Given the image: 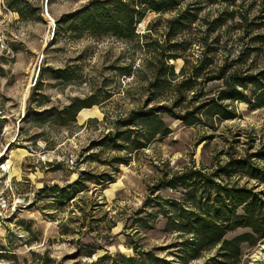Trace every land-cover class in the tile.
<instances>
[{"label":"rangeland","instance_id":"rangeland-1","mask_svg":"<svg viewBox=\"0 0 264 264\" xmlns=\"http://www.w3.org/2000/svg\"><path fill=\"white\" fill-rule=\"evenodd\" d=\"M8 1L0 0V264H90L107 249L113 254H135V245L179 260L172 251L182 235L167 227L170 214L149 199L156 195L183 199L182 187L156 188L183 167L212 170L229 157L227 152L245 153L253 134L257 138L250 151H255L264 138V107L252 109L235 101V118L220 120L202 111L197 114L201 120L193 124L164 115L171 132L139 148L136 142L145 140L140 120L132 126L136 132L124 140L119 133L126 126L119 119L132 117L144 105L150 108L162 103L149 101L153 94L175 95V82L182 78L180 70L199 62L206 47L201 43L208 26L205 10L182 32L195 41L184 52L188 62L185 64L183 57L171 59L178 77L173 85L159 89L149 87L148 67L124 74V66L139 68L145 57L150 60L151 53H145L141 42L111 34L96 38L66 25L54 39L57 18L88 0H17L24 17ZM233 3L240 12L249 7L251 14L264 15V0ZM221 5L215 4L217 8ZM175 13V9L148 10L138 31L148 32L152 24L156 29L153 36L164 42L166 20ZM229 24L225 22L211 34L219 36L222 45L204 70L213 77L248 45L253 50L239 65L254 70L264 65V25L247 27L240 16ZM257 36L258 41L252 40ZM50 67L63 69V76L55 77ZM37 81L41 88L30 99L32 110L26 117ZM221 84V79L207 82L199 77L194 89L201 96L178 104L175 113L195 111L204 99L218 94ZM193 92L189 90V95ZM73 97L94 102L82 108L76 121L65 110ZM40 99L43 103L38 105ZM52 107L56 109L38 114ZM123 158L129 163L121 162ZM257 161L264 166V160ZM82 170L102 182L87 180L85 190L67 199L61 189ZM164 204L171 213L172 206ZM133 225H138L139 231L132 229ZM243 230L230 232L228 237ZM99 243H105V248H97L89 256ZM243 252L242 261L236 264H264V239L253 245L245 243ZM209 254L179 263L204 264Z\"/></svg>","mask_w":264,"mask_h":264},{"label":"trees","instance_id":"trees-1","mask_svg":"<svg viewBox=\"0 0 264 264\" xmlns=\"http://www.w3.org/2000/svg\"><path fill=\"white\" fill-rule=\"evenodd\" d=\"M234 1L88 0L80 8L57 18L54 39H58L63 26L66 25L72 31L79 34L86 33L96 38L111 34L127 41H136L138 44L141 42L140 45L145 49V53L147 55L148 52L151 53L150 60L145 57L139 68L134 67L135 64L124 66V74L132 75L148 67L150 70L149 87L166 89L168 85H173V80L178 77L171 59L183 57L186 64L188 59L184 52L195 42L182 32L197 20L200 10H205L208 26L201 43H205L206 47L199 62L194 63L191 68L183 67L180 70L182 78L175 82V95L164 97L165 95L153 94L148 100L162 103L150 108L144 105L132 117L119 119V122L126 126V129L119 133L124 140L130 139L136 132L137 129L132 126L140 120L145 140H138L135 147H145L147 142L156 136L171 132L164 115L181 118L186 123L193 124L201 120L197 114L202 111L205 115L214 114L220 120L235 118L237 112L232 107L235 101L245 102L252 109L264 107V65L256 70L252 69V66L243 68L239 65L243 58L253 50L249 45L237 58L221 65L218 75L213 77L209 70L204 71L212 63L216 51L222 46L221 38L211 35L219 26L225 22L229 26V20H235L238 16L243 19L247 27L264 25L263 14H251L249 7H245L240 12L236 8L237 5H234ZM213 3L223 4L222 8H217ZM8 5L17 10L21 16H25L17 0L8 1ZM169 9H175L176 13L166 20L168 29L164 42L160 41L159 36H153L152 32L156 29L152 24L148 32L138 31V23L145 18L148 10L166 11ZM262 11L264 10L261 9ZM257 38L258 36L252 40L258 41ZM50 69L55 77L63 76L61 74L63 69L53 67ZM199 77H204L207 82L221 79L222 84L218 94L204 99L199 106L194 108L195 111H187L185 114L175 113L174 108L178 104L189 97L195 100L201 96V93L194 89ZM40 83L38 81L35 83L33 93L28 99L26 117L31 114L30 99L41 88ZM189 90L194 91L192 95H189ZM172 98H174L173 101L169 102ZM42 103L40 99L38 105ZM93 104L94 102L87 98L73 97L65 110L70 118L76 121L82 108L91 107ZM55 109L54 107L48 108L38 111V114L42 115ZM256 138L257 134H253L245 153L236 155L235 151L227 152L229 157L213 165L212 170L206 166H186L174 171L162 185L156 188L157 190L163 186L182 187L185 190L183 199L164 198L161 195L149 199L150 201L156 200L160 210L165 214H170L167 227L182 235L181 239L173 245L177 246V249L172 251V254H175L181 262L184 258L196 259L210 253L204 264H236L242 261L245 243L253 245L264 239V166L257 161L264 160V138L261 139L262 143L255 151H250V148L254 146L252 142ZM121 162L127 164L129 159L123 158ZM239 171L243 173L236 175L235 172ZM92 178L90 171L82 170L77 179L61 189V193L67 199L73 198L87 188L85 185L87 180H95L97 184L102 182ZM243 178L245 181L241 183ZM69 190L70 193H67ZM164 203L172 206L171 213L165 209ZM114 224L109 227L111 228ZM143 226L147 227L145 224ZM131 228L137 231L140 229L138 225H133ZM237 229L244 230L228 237L230 232ZM98 245L99 247L93 246L88 253L89 256H93L97 248H105V243ZM134 249L135 254L132 255L120 252L113 254L107 249V252L90 264H180L179 260L160 256L153 250H141L136 245Z\"/></svg>","mask_w":264,"mask_h":264},{"label":"bare ground","instance_id":"bare-ground-1","mask_svg":"<svg viewBox=\"0 0 264 264\" xmlns=\"http://www.w3.org/2000/svg\"><path fill=\"white\" fill-rule=\"evenodd\" d=\"M53 20V22H54V19H52Z\"/></svg>","mask_w":264,"mask_h":264},{"label":"water","instance_id":"water-1","mask_svg":"<svg viewBox=\"0 0 264 264\" xmlns=\"http://www.w3.org/2000/svg\"><path fill=\"white\" fill-rule=\"evenodd\" d=\"M47 2H48V0H47ZM56 23V22H55Z\"/></svg>","mask_w":264,"mask_h":264}]
</instances>
